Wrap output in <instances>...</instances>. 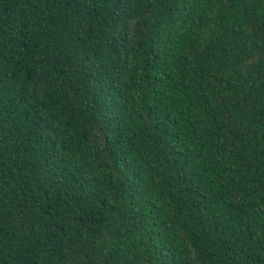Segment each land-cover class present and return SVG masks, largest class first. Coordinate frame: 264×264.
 I'll use <instances>...</instances> for the list:
<instances>
[{
  "label": "trees",
  "instance_id": "1",
  "mask_svg": "<svg viewBox=\"0 0 264 264\" xmlns=\"http://www.w3.org/2000/svg\"><path fill=\"white\" fill-rule=\"evenodd\" d=\"M0 264H264V0H0Z\"/></svg>",
  "mask_w": 264,
  "mask_h": 264
}]
</instances>
